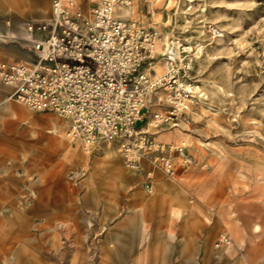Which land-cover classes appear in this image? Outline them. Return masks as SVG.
<instances>
[{
  "label": "rangeland",
  "instance_id": "obj_1",
  "mask_svg": "<svg viewBox=\"0 0 264 264\" xmlns=\"http://www.w3.org/2000/svg\"><path fill=\"white\" fill-rule=\"evenodd\" d=\"M50 13L51 0H0V60L31 58L25 22ZM115 14L172 47L157 74L183 68L196 86L185 120L148 127L183 141L189 162L146 178V163L124 166L118 140L85 152L64 119L0 83V264H264V0H121ZM222 232L231 243L215 247Z\"/></svg>",
  "mask_w": 264,
  "mask_h": 264
},
{
  "label": "built area",
  "instance_id": "obj_2",
  "mask_svg": "<svg viewBox=\"0 0 264 264\" xmlns=\"http://www.w3.org/2000/svg\"><path fill=\"white\" fill-rule=\"evenodd\" d=\"M85 2L51 0L48 18L25 22L33 36L32 57L0 60L7 99L64 119L67 137L80 140L85 152L101 140L116 139L124 166L142 169L146 163V178L155 169L174 178L189 162L185 143L154 138L148 127L176 126L186 119L195 97L180 77L185 71L155 72L158 60L169 62L167 40L158 51L157 29L116 16L121 0ZM230 243L222 232L215 247Z\"/></svg>",
  "mask_w": 264,
  "mask_h": 264
},
{
  "label": "crops",
  "instance_id": "obj_3",
  "mask_svg": "<svg viewBox=\"0 0 264 264\" xmlns=\"http://www.w3.org/2000/svg\"><path fill=\"white\" fill-rule=\"evenodd\" d=\"M9 51L11 53H5V51H4V52H2V55L4 57H7V58H18V57L21 56L20 51L18 49H16V48H11V49L9 48ZM44 117L45 116L42 117V120H44ZM55 125L57 126V129H58L57 132H59L61 126H60V124H58V123H56L54 121H52V124L50 125V129H48V130H51ZM48 130H46V131H48ZM169 135H171V134H169ZM127 227L132 233H134V230H135V224L134 223L130 222Z\"/></svg>",
  "mask_w": 264,
  "mask_h": 264
},
{
  "label": "bare ground",
  "instance_id": "obj_4",
  "mask_svg": "<svg viewBox=\"0 0 264 264\" xmlns=\"http://www.w3.org/2000/svg\"><path fill=\"white\" fill-rule=\"evenodd\" d=\"M167 55H168V59H169L168 60L169 62H167V64H170V63H172V61L175 60V52L173 51L172 47H167ZM191 86H192V88H196V86H193L192 84H191ZM57 131H58V129H57V126L55 125L51 130H48L47 133L52 134V133H55Z\"/></svg>",
  "mask_w": 264,
  "mask_h": 264
}]
</instances>
